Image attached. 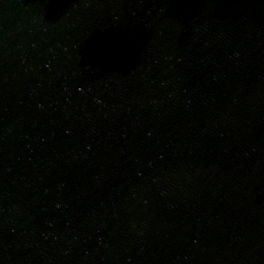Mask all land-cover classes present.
<instances>
[{"label": "water", "instance_id": "1", "mask_svg": "<svg viewBox=\"0 0 264 264\" xmlns=\"http://www.w3.org/2000/svg\"><path fill=\"white\" fill-rule=\"evenodd\" d=\"M0 264H264V0H0Z\"/></svg>", "mask_w": 264, "mask_h": 264}]
</instances>
